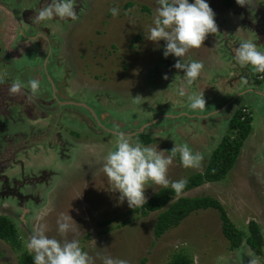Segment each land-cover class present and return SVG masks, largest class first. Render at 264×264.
<instances>
[{
    "label": "rangeland",
    "instance_id": "rangeland-1",
    "mask_svg": "<svg viewBox=\"0 0 264 264\" xmlns=\"http://www.w3.org/2000/svg\"><path fill=\"white\" fill-rule=\"evenodd\" d=\"M224 1L207 0L218 33L208 34L184 58L204 64L185 91H203L206 110L192 112L176 92L184 75L173 67L179 58H164V41L157 44L144 35L157 0H77V21L46 23H35L34 17L46 0H0V215L15 224L21 240L17 250L0 240V264H18L22 253L31 254L27 241L39 215L48 235L59 239L60 213H69L76 227L67 238L79 239L93 257L165 264L182 252L192 264H249L252 257L264 264V244L259 255L245 238L238 248L230 246L214 208L191 212L156 238L159 211L131 212L102 170L104 156L115 146L112 129L118 125L119 131L135 135L148 125L140 132L149 139L146 146L169 155L175 145L187 143L203 154L199 169L182 167L179 153L174 157L169 180L187 178L203 170L233 111L244 108L252 115L253 131L233 168L222 180L181 196H213L244 237L254 220L264 241V79L258 76L262 81L256 84L257 73L232 59L244 40L264 50V0L244 7ZM113 7L120 9L116 17ZM41 32L46 41L37 38ZM36 76L41 79L36 99H27V91L8 94L11 82ZM146 187L147 199L162 188L151 182ZM22 208L29 210L27 217ZM96 264H101L98 257Z\"/></svg>",
    "mask_w": 264,
    "mask_h": 264
},
{
    "label": "clouds",
    "instance_id": "clouds-1",
    "mask_svg": "<svg viewBox=\"0 0 264 264\" xmlns=\"http://www.w3.org/2000/svg\"><path fill=\"white\" fill-rule=\"evenodd\" d=\"M244 7L250 5V0H236ZM158 6L154 9L152 23L148 26L146 39L159 44L164 41L163 56L179 58L173 67L183 70V83L179 84L176 92L185 98L187 108L192 112L206 110V101L203 91L187 94L186 86H192L200 76L204 64L199 60L185 62L186 54L192 49H199L208 34L218 33L215 12L207 0H157ZM77 0H46L43 6L35 12V23H46L54 19L60 21H77L79 14L76 9ZM111 15L116 17L120 9H110ZM38 37L46 36L43 32ZM233 61L240 67H251L256 73L264 74V50L252 40H244L235 48ZM47 63V61H45ZM168 79L167 74L163 76ZM41 89L39 76L30 78L26 83L17 79L11 82L8 94L11 96H25L27 99H36ZM135 103L140 102L136 96ZM148 125L144 126L146 129ZM117 125L111 130L116 137L115 146L104 156L103 173L107 178L111 191L118 192L121 202L127 201L130 208L143 207L147 203L145 196L146 185L149 182L165 189L171 188L176 197H180L187 184V178L169 180L168 170L173 164V159L179 153L180 164L186 169H199L204 156L199 151H193L187 143L175 145L169 155L157 147L146 146L140 139L138 130L135 135L119 131ZM25 217L28 209H21ZM38 225L31 232L27 249L32 254L33 264H96V258L101 264H130L127 259L114 258L111 255L93 257L81 245L79 239H68L70 232H75L76 227L71 215L60 213L56 219V232L59 239L49 236V226L43 215L36 217ZM27 222V221H25ZM249 264H257V258L252 257Z\"/></svg>",
    "mask_w": 264,
    "mask_h": 264
},
{
    "label": "trees",
    "instance_id": "trees-1",
    "mask_svg": "<svg viewBox=\"0 0 264 264\" xmlns=\"http://www.w3.org/2000/svg\"><path fill=\"white\" fill-rule=\"evenodd\" d=\"M230 4L231 0L224 1L225 6ZM258 76L264 79V74H254L256 84L262 81L257 79ZM252 119L251 113L246 112L244 108L239 107L233 111L228 122V131L223 134L219 143L212 150L203 170L187 177L189 182L184 191L196 188L206 182H217L227 175L239 157L245 140L253 131ZM139 139L144 144L149 141L143 134L139 135ZM208 208L219 211L222 232L232 248H238L245 238V243L255 254L262 253L264 241L258 224L254 220H250L248 235L244 237V232L234 225L223 206L213 196L176 197L170 187L167 189L162 187L147 199V203L143 207L132 208L130 211L142 215L159 211L154 226V235L158 238L169 228L177 226L191 212ZM0 240L5 241L15 250L21 247V240L15 224L4 215H0ZM17 263L33 264L32 255L27 252L22 253ZM165 264H192V260L186 254L178 252L173 254Z\"/></svg>",
    "mask_w": 264,
    "mask_h": 264
}]
</instances>
